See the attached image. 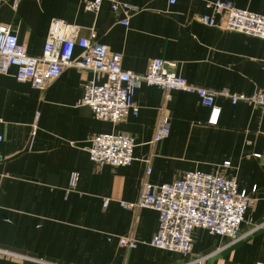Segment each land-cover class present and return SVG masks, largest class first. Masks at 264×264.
Returning a JSON list of instances; mask_svg holds the SVG:
<instances>
[{"label": "crops", "instance_id": "0c3cea01", "mask_svg": "<svg viewBox=\"0 0 264 264\" xmlns=\"http://www.w3.org/2000/svg\"><path fill=\"white\" fill-rule=\"evenodd\" d=\"M214 1L264 15V0H119L129 9L117 12L103 1L97 13L81 0H0V26L39 57L50 21L62 20L80 37L94 32L96 42L121 55L123 70L142 75L162 59L192 86L252 95L264 85V40L200 24ZM124 19L127 27L119 24ZM14 73L0 74V249L25 259L0 257V264H264V228L250 232L264 222V108L218 97L219 118L210 125V110L196 96L141 84L132 97L137 114L129 110L113 124L78 105L91 71L65 68L43 90L17 82ZM163 116L169 133L153 144ZM110 133L134 140L129 166L91 162V139ZM189 171L221 174L248 194L256 188L240 226L243 240L232 244L196 229L188 255L148 245L157 212L120 203L135 204L145 180L168 184ZM71 173L78 180L67 193ZM118 238L135 248L121 247Z\"/></svg>", "mask_w": 264, "mask_h": 264}, {"label": "built area", "instance_id": "2783aa9c", "mask_svg": "<svg viewBox=\"0 0 264 264\" xmlns=\"http://www.w3.org/2000/svg\"><path fill=\"white\" fill-rule=\"evenodd\" d=\"M103 1L109 2L113 12L129 9L128 6L121 5L119 0H81L84 9L92 13L99 11ZM174 2L175 0H169V4ZM210 8L212 15L202 16L199 20L203 26L264 40V15L237 9L231 3L222 1L211 2ZM119 24L127 27L128 21L124 19ZM76 48L81 50L78 56L74 55ZM121 59L120 54L111 53L106 46L96 42L94 32H90L87 38L80 37L77 26L62 20L50 21L39 57L28 56L10 28L0 26V74H8L13 68L17 82H28L31 87L43 90L65 68L91 71L94 78L84 84L78 105L87 107L97 120L117 124L129 110L136 115L138 108L132 103V97L141 84L156 86L166 92L176 90L196 96L200 104L210 110V125H215L219 118L220 110L215 106V99L218 97L228 100L232 105L242 102L264 108V85L252 95L228 90L212 91L188 84L183 77L176 74V64L173 62L153 59L146 72L138 75L123 70ZM166 98L168 99L167 96ZM1 123L0 119V125ZM34 130L33 125V134ZM168 133L169 118L163 116L157 124L152 143L160 142ZM2 142L3 136L0 133V143ZM134 147L132 137L114 133L99 134L91 139L88 154L95 166L126 167L134 160ZM228 166V162L222 164L223 168ZM149 174L150 170H147V175ZM77 180L78 175L71 173L67 193L75 188ZM255 192L256 188H252L251 194L238 191L234 180L218 173L189 171L168 184L143 181L138 201L135 204L120 203V206L126 209H152L157 212V232L148 245L167 252L188 255L196 229L227 238L232 244L243 240L245 236L240 234V226L244 214L254 205ZM107 203L105 200L104 208ZM261 228H264V222L255 225L250 232L252 234ZM118 244L128 249L136 246L129 238H118ZM0 257L25 259L3 249H0Z\"/></svg>", "mask_w": 264, "mask_h": 264}]
</instances>
